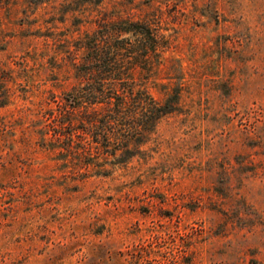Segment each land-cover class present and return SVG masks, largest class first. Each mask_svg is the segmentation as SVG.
<instances>
[{
	"label": "rangeland",
	"instance_id": "obj_1",
	"mask_svg": "<svg viewBox=\"0 0 264 264\" xmlns=\"http://www.w3.org/2000/svg\"><path fill=\"white\" fill-rule=\"evenodd\" d=\"M153 15L142 76L175 111L92 156L43 152L82 42ZM0 264H264V0H0Z\"/></svg>",
	"mask_w": 264,
	"mask_h": 264
},
{
	"label": "trees",
	"instance_id": "obj_2",
	"mask_svg": "<svg viewBox=\"0 0 264 264\" xmlns=\"http://www.w3.org/2000/svg\"><path fill=\"white\" fill-rule=\"evenodd\" d=\"M159 20L158 15L105 19L88 36L90 43L82 42L83 59L72 63L78 85L62 97L53 96L47 102V121L31 132L43 152L92 156L122 133L155 129L175 111L179 98L158 102L142 76L160 71L148 65L163 53Z\"/></svg>",
	"mask_w": 264,
	"mask_h": 264
}]
</instances>
